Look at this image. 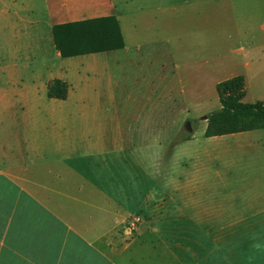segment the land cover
Wrapping results in <instances>:
<instances>
[{
  "label": "crops",
  "instance_id": "1",
  "mask_svg": "<svg viewBox=\"0 0 264 264\" xmlns=\"http://www.w3.org/2000/svg\"><path fill=\"white\" fill-rule=\"evenodd\" d=\"M23 2L35 46L26 66L0 69V264H184L160 218L189 217L196 202L205 216L264 219V129L219 144L202 118L206 58L221 42L264 60V0ZM108 17L123 49L62 56L56 26ZM262 64L245 63L244 102ZM55 80L68 85L65 99L48 97ZM192 117L205 146L197 130L183 134ZM138 215L151 225L132 238L124 228Z\"/></svg>",
  "mask_w": 264,
  "mask_h": 264
},
{
  "label": "rangeland",
  "instance_id": "2",
  "mask_svg": "<svg viewBox=\"0 0 264 264\" xmlns=\"http://www.w3.org/2000/svg\"><path fill=\"white\" fill-rule=\"evenodd\" d=\"M16 9H9L5 5H0V69L11 68L13 65L18 67L26 66L29 61L27 52L35 43L30 41L26 36L24 29V21L30 19L29 11L24 8L23 0H18ZM38 13V12H37ZM17 15L13 20L12 15ZM17 20V21H16ZM16 30L18 41L13 30ZM211 43L208 42V48ZM244 42H226L223 41L219 45V56H207V110L211 113L217 111L220 107L219 96L216 89V82L224 81L238 75H244L247 72L246 62L256 66L258 62L263 65V58L245 57L236 52L237 49L245 46ZM18 51L15 55L14 51ZM198 62V59H191ZM222 69V72L217 73ZM0 71V84L2 81L7 82L6 74L2 75ZM258 77V85L249 86L246 103H256L260 96L264 93V75ZM260 77V79H259ZM203 93V91L201 90ZM203 115L202 118H205ZM195 119L192 117V132L184 130V135L194 134L197 130L198 142L201 146L207 145L206 137L203 134L204 125L201 129L197 125L193 126ZM187 124V121H186ZM199 130V131H198ZM235 135L217 137V143H226L227 139ZM195 173V171H194ZM193 180H197V176L192 175ZM185 192H189L186 189ZM181 193V192H180ZM190 194V193H189ZM173 205V206H172ZM189 217H180L177 215H168L160 218V225L171 227L170 233L164 239L176 242L179 246L177 253L183 260L184 264H264V219H248L246 217H216L211 215L212 212H204L199 210L198 203L190 202ZM170 210L177 212L182 208L181 202H168ZM168 209V208H167ZM178 213V212H177ZM176 213V214H177ZM176 216V217H175ZM151 225L150 218L143 215L132 217L126 224L124 230L129 237L140 234L144 226ZM182 262V261H181Z\"/></svg>",
  "mask_w": 264,
  "mask_h": 264
},
{
  "label": "trees",
  "instance_id": "3",
  "mask_svg": "<svg viewBox=\"0 0 264 264\" xmlns=\"http://www.w3.org/2000/svg\"><path fill=\"white\" fill-rule=\"evenodd\" d=\"M57 49L62 56L123 49L125 42L116 17L58 25L54 29ZM217 93L221 108L207 116L205 136L220 137L257 129H264V103H246V81L242 75L220 82ZM68 85L60 80L50 83L48 97L65 99ZM191 140V135L184 141Z\"/></svg>",
  "mask_w": 264,
  "mask_h": 264
},
{
  "label": "clouds",
  "instance_id": "4",
  "mask_svg": "<svg viewBox=\"0 0 264 264\" xmlns=\"http://www.w3.org/2000/svg\"><path fill=\"white\" fill-rule=\"evenodd\" d=\"M152 142L156 145L157 151L162 153L163 152V146L160 144V135L155 134L152 136Z\"/></svg>",
  "mask_w": 264,
  "mask_h": 264
},
{
  "label": "water",
  "instance_id": "5",
  "mask_svg": "<svg viewBox=\"0 0 264 264\" xmlns=\"http://www.w3.org/2000/svg\"><path fill=\"white\" fill-rule=\"evenodd\" d=\"M205 119L207 120V117H205ZM186 128H187L190 132H192V125H191V122H190V121H187Z\"/></svg>",
  "mask_w": 264,
  "mask_h": 264
}]
</instances>
